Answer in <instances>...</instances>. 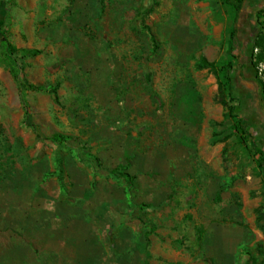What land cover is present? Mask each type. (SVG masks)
I'll list each match as a JSON object with an SVG mask.
<instances>
[{
    "label": "rangeland",
    "instance_id": "374dc122",
    "mask_svg": "<svg viewBox=\"0 0 264 264\" xmlns=\"http://www.w3.org/2000/svg\"><path fill=\"white\" fill-rule=\"evenodd\" d=\"M263 8L246 0L244 43ZM233 18L219 0H0V39L18 48L0 41V180L17 163L24 190L39 196L24 232L41 253L79 256L87 240L95 256L104 240L125 264H162V254L214 264L215 229L264 226L258 156L234 132L227 111L238 101L219 71ZM241 54L238 83L252 98L241 115L261 130Z\"/></svg>",
    "mask_w": 264,
    "mask_h": 264
},
{
    "label": "crops",
    "instance_id": "0c3cea01",
    "mask_svg": "<svg viewBox=\"0 0 264 264\" xmlns=\"http://www.w3.org/2000/svg\"><path fill=\"white\" fill-rule=\"evenodd\" d=\"M21 49L28 48L22 46ZM17 165L15 163V166H12L14 172L5 170L6 178L0 180V264H125L116 252L118 248L114 241L109 245V241L102 240L101 243H106L109 249L95 256L88 255L87 240L81 241L85 242L86 246L81 247L79 256H66V251L58 252L55 245L47 251L42 250L41 253L40 241L25 237L24 232L29 229L33 232L34 224L38 222L34 218V215L38 214V205L36 206L33 200L39 196L35 197L34 192L24 190V177L22 174L18 177ZM223 227L222 230L218 227L219 229L213 231L215 236L223 239L222 244L217 247V254L213 256L214 264H264L262 224L246 222L234 230H230L228 226ZM49 242L55 243V240ZM176 253L183 259L182 248L177 249ZM162 256L163 259L159 261L162 264H176V261H169L168 254ZM207 261L209 263L210 260ZM127 264L132 263L128 260Z\"/></svg>",
    "mask_w": 264,
    "mask_h": 264
},
{
    "label": "trees",
    "instance_id": "16d2710c",
    "mask_svg": "<svg viewBox=\"0 0 264 264\" xmlns=\"http://www.w3.org/2000/svg\"><path fill=\"white\" fill-rule=\"evenodd\" d=\"M222 4L231 7L234 11L233 23L229 33L228 46L226 53L228 60L220 65L219 71L224 78V84L228 87L229 96L231 100H237V104L228 107L227 115L233 121V129L235 134L240 138H251L253 142L254 154L258 156L255 159L256 166L261 173L264 180V146L259 144L258 140H264V124L261 130L252 129L246 122L245 117L241 115L242 106L251 103L252 98L247 97L245 93H241V86L238 79L242 80L246 71L247 65L241 63L240 57L242 56L241 50L243 47L247 49L248 62L250 70L253 73V80L257 88V97L261 103V108L264 112V22L257 18L254 33L250 36L248 41L244 43L239 38V16L243 9L246 0H219ZM264 13V8L261 10ZM1 43L7 49L9 54H14L18 49L10 42L6 32H1ZM25 54H34L38 50L20 49ZM262 133V134H261Z\"/></svg>",
    "mask_w": 264,
    "mask_h": 264
}]
</instances>
